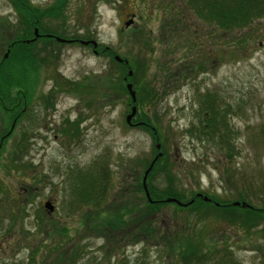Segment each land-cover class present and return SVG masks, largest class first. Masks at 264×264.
<instances>
[{"label": "rangeland", "instance_id": "obj_1", "mask_svg": "<svg viewBox=\"0 0 264 264\" xmlns=\"http://www.w3.org/2000/svg\"><path fill=\"white\" fill-rule=\"evenodd\" d=\"M29 1L39 8L54 0ZM201 4L62 0L58 13L44 18L60 38L96 45L38 39L33 74L20 87L23 111L16 107L19 118L10 130L12 120L0 107V264H181L169 246L172 228L179 226L186 230L178 235L226 249L239 264H264V222L246 229L242 220L229 221L211 206L176 211L165 205L152 214L159 237L134 244L118 239L115 247L89 217L139 200L136 188L156 142L152 128L163 156L150 183L157 192H197L218 200L243 194L264 206V12L221 32L204 10L196 13L193 5ZM21 28L10 2L0 0V58ZM102 47L133 63L135 111L138 118L147 114L146 128L125 123L126 68L101 53ZM204 94H212L225 114L230 149L217 137L195 135L208 117ZM136 113L131 122L141 121L133 120ZM102 170L103 197L97 204L80 203L75 180L99 183ZM117 230L113 239L123 232Z\"/></svg>", "mask_w": 264, "mask_h": 264}, {"label": "trees", "instance_id": "obj_2", "mask_svg": "<svg viewBox=\"0 0 264 264\" xmlns=\"http://www.w3.org/2000/svg\"><path fill=\"white\" fill-rule=\"evenodd\" d=\"M8 1L10 2L13 10L16 12L18 27L22 28L18 30V32L14 33V36L6 44V57L1 56L0 58V107L4 110V112L6 110L8 111L5 113L8 118L17 121L19 114H15V112H17V109H20L19 112L22 113V108L19 106L24 102L22 99L26 97L25 93L20 90V87H23L30 75L33 74L34 64L37 59L36 55L33 53L35 41L38 39H42L44 41H56L54 38L55 36L61 37L58 32L52 31L46 27L44 18L52 17L51 14L56 15L62 0H54L51 4L39 8L32 5L29 0ZM189 2H191V0H189ZM193 6L194 10L198 14H201V11L204 10L206 17L208 16L210 20H212V26L219 31H227V29L245 26L253 18L259 17L261 13L264 12V0H202L201 5ZM34 28L37 29L38 35L34 39H31L34 37ZM65 39L78 40L80 37L70 36V38ZM99 50L101 53L110 55L113 60V56L117 54L122 61H114L119 64L121 68H126V72L128 69L131 70L133 63L128 62V60L118 54L117 51H114L109 47H102ZM124 60L127 62L125 63ZM129 63H131V65ZM132 76L133 72L130 76L125 74L123 75L122 78H125V84L127 82L130 84L132 83ZM13 87L17 88L16 94H12L10 91ZM131 88L134 91L135 100L133 102L128 94V104L130 107L135 106L136 108L138 99L136 98L135 92L137 93V88L135 89L134 84L131 85ZM166 89H169V87H166ZM151 90L153 89L151 88ZM154 96H157V91L153 90L150 98H153ZM204 97V110L207 112L208 117L204 118L203 124L205 125L202 124L200 130H196L197 133L195 135H203L205 138L217 137L219 143L221 142L227 149H230L231 144L228 143L229 130L227 123L225 122V114L219 113L216 104L213 102L214 96L212 94H204ZM7 107H11L9 108L10 110L7 109ZM137 114L138 112L133 120H136L137 118L141 121H134V123H136L137 126L146 128L145 126H147L148 122L147 114L142 112L140 113V115L145 116L146 119L138 118ZM152 130L154 131L150 132L151 136H155V139L157 137L159 138V133L154 128H152ZM204 132H206V135ZM158 151L160 152V150L156 149L154 146L152 158ZM162 157L163 156L160 155L155 159L152 167L146 175L145 187L148 192V197L145 196L140 178V183L138 182V188H136L139 193V200L137 199L138 201L123 202L124 205L116 206V208L112 207L108 210L111 212L107 211L106 214H102L99 211L95 215L89 216L90 219L99 222V225L97 224L98 231H101V234L104 235L107 241H112L114 247L116 246L115 243H117L118 239H124L125 241H130V244H134L140 237H148V239L154 236L157 237L159 235V225H156L153 221L154 216L152 217V214L155 213L158 208L164 207L168 204H172L176 211L190 209L197 210L198 207L201 206H211L212 210L227 214V220L229 221L242 220L244 224H247L244 225L246 229L258 226V224H260L259 222H264V206L251 204V202L243 194H240L237 198L232 200H218L212 195L209 196L197 192L188 197H181V195L174 193L171 189H159L161 191L157 192L155 188L150 185V183H152L154 177L153 173L157 168V165H159ZM150 160L144 169L147 167ZM79 174L80 172L77 171L76 175L79 176ZM102 174L104 175V171L100 173L101 178L99 175L97 176L99 177V183L95 182V179L94 181L93 179H89V177H78L75 180L76 185L72 188L75 189L74 197L77 198L80 203L97 204V198L101 200L103 197V191L100 183L103 178ZM142 174L143 171L141 173V177ZM169 179L170 178L167 177V180ZM77 186H79V188H77ZM198 194L206 196L208 199L204 200ZM166 198H175L181 204H177L172 201L167 202L165 200ZM232 201L244 202L245 204L243 206L239 204L233 205ZM183 228L185 227H173L172 230H174V234L169 239L170 250L174 255L179 254V261L181 264H239L235 259H233L231 254L229 255L226 253V249L221 252L220 250L215 249L216 246L210 242H205L202 239H200V241L191 240V236L187 233L178 235L177 232L186 230V228ZM116 229L119 231L123 230V232L118 236H115L117 239H113L110 234L111 231ZM260 232L264 237V227L260 229ZM157 244L158 243L156 241L155 245ZM115 264H126V262L122 261ZM132 264H146V262L139 259L135 260Z\"/></svg>", "mask_w": 264, "mask_h": 264}, {"label": "water", "instance_id": "obj_3", "mask_svg": "<svg viewBox=\"0 0 264 264\" xmlns=\"http://www.w3.org/2000/svg\"><path fill=\"white\" fill-rule=\"evenodd\" d=\"M131 22H132V19H128L127 21H125L124 22V26L125 27H127L129 24H131ZM37 30L36 29H34V37H33V39L35 38V37H37ZM55 39H56V41H66L67 39H64V38H60V37H57V36H55L54 37ZM80 43H82V44H87L88 42H90V44H92V46L93 47H95V45H96V42L95 41H93V40H91V41H86V40H78ZM4 56H6V53H5V55ZM113 58H114V60H116L117 62H120V61H122L121 60V58L116 54V55H114L113 56ZM124 62L126 63L127 61L126 60H124ZM126 75L127 76H130L131 75V70L130 69H128L127 70V72H126ZM125 79V78H124ZM125 88L127 89V91H128V94H129V96H130V98H131V100L134 102V100H135V95H134V91L132 90V88H131V84L129 83V82H127L126 84H125ZM135 114V106H131L130 107V112L129 113H127L126 114V116H125V123L126 124H130V120H131V118L133 117V115ZM155 148L156 149H159L160 148V144H159V142L157 141V138L155 139ZM160 154H161V152H157L155 155H154V157L150 160V162H149V164L147 165V167L144 169V171H143V174H142V177H141V184H142V187H143V189H144V193H145V196L146 197H148V192H147V190H146V187H145V179H146V175H147V173H148V171L150 170V168L152 167V165H153V162L155 161V159L158 157V156H160ZM199 196H201L204 200H206V199H208L206 196H203V195H201V194H198ZM167 202H175V203H177V204H181L178 200H176L175 198H166L165 199ZM188 202H191V201H188ZM217 204V203H216ZM232 204L233 205H241V206H243L245 203L244 202H239V201H232ZM43 206H44V208L45 209H47L48 211H50L51 209H52V204L49 202V201H45L44 203H43Z\"/></svg>", "mask_w": 264, "mask_h": 264}, {"label": "flooded vegetation", "instance_id": "obj_4", "mask_svg": "<svg viewBox=\"0 0 264 264\" xmlns=\"http://www.w3.org/2000/svg\"><path fill=\"white\" fill-rule=\"evenodd\" d=\"M221 32H226V31H224V30L222 31V30H221ZM72 40H73V39H67L66 41H68V42L71 43ZM123 80H125V79L123 78ZM9 110H10V109H9ZM21 111H23V109H22ZM130 122H131V120H130ZM14 123H15V120L13 119V120L11 121V123H10V126H9V129H8V130L11 129V127L13 126ZM128 126H137V125H136V123L131 122L130 124H128Z\"/></svg>", "mask_w": 264, "mask_h": 264}]
</instances>
